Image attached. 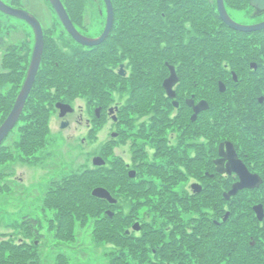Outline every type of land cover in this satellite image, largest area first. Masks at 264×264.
I'll list each match as a JSON object with an SVG mask.
<instances>
[{
  "label": "flooded vegetation",
  "instance_id": "af4514ba",
  "mask_svg": "<svg viewBox=\"0 0 264 264\" xmlns=\"http://www.w3.org/2000/svg\"><path fill=\"white\" fill-rule=\"evenodd\" d=\"M3 1L12 8H21L15 1L13 4ZM102 1L105 2V0ZM111 2L114 13L113 28L109 37L101 45L82 46L63 25L69 36L77 44L86 48L85 51L89 55L95 50L99 51L102 62L100 69L96 70L97 63L88 55V61L84 65L88 87L93 94L90 104L81 106L79 109L73 106L74 112L68 113L65 118L60 117V110L56 104L55 106L62 123L69 121V126L71 125L69 116L74 117L79 112L77 119L79 124H83L86 119L87 126L93 129L97 124L107 122H111L112 126L117 128L118 131L113 130L109 134V142L105 149L110 153L117 144H122L129 146L132 152V162H127L122 157L120 162H115L123 163L122 169L127 171L129 176V179L121 182V187L127 185L134 189L146 184L154 187L157 185L154 181L145 179L141 182L134 181L138 177L137 168L140 164L143 167L154 166L157 169H162L159 164L167 169L168 164L172 167L175 192L171 190V183L164 189H168L166 192H169V196L173 193L174 199L167 200L162 205L166 206L163 209L168 215L166 222H171L173 226L162 230L158 237L147 229V225H151L148 219L142 222L137 221L132 226L133 231L128 229L126 232V235L135 243V246L132 245L135 248L134 259L139 260V264H264V232L238 235L231 232L232 227H236L238 223L249 229L250 225L255 226L259 222L264 229V220L259 221L255 211V207L264 206V29L249 32L234 28L222 19L219 0H164L163 4L167 8L162 12L163 17H167V13L172 12L180 14L186 28L183 31L168 32L169 37L176 39V47L169 46L168 53H165L167 57L163 61V69L159 71L163 79L160 87L163 90L164 100L153 97L149 104L154 105L153 110L149 112L142 110L143 106L134 99V93L140 87L139 84L130 89L133 92L130 99L128 98L125 102L119 101L115 105L111 104L112 102L98 88L97 76L100 75V80L105 83L104 87L101 86L104 90L115 85H122L121 89L126 90L128 86H125V89L122 82H128L129 77L137 75L140 60L145 54L151 56L153 53L151 40L153 37L159 39L158 35L152 34L150 27V6L147 9L141 8V14L137 15L140 17L137 20L126 21L128 16L134 17L132 6L127 9L130 4L122 8L114 5L112 0ZM105 4L106 25L109 14L107 3ZM223 4L230 18L239 25L252 27L264 22V10L254 6L252 0H223ZM99 11L100 14L103 13L102 8ZM55 14L58 16L57 12ZM38 18L41 21L40 17ZM72 21L81 34L93 39L101 36L105 31L104 29L100 35L92 37L81 29L73 18ZM196 21H200V24H196ZM201 22H203L202 25ZM127 28L134 35L130 37L128 47L123 45L125 37L122 38ZM32 30L35 39L32 50L34 53L37 39L34 28ZM207 34L219 36L220 44L217 46L214 59L204 62L201 46L189 47L187 44L196 38L198 41L201 36L206 37ZM17 35L18 32L15 34L18 39ZM110 35L114 36L113 39ZM186 41L187 44H185ZM109 42H113V47ZM13 45L15 44L10 43L6 36L0 35V48L4 52L1 55L0 74L4 73V78L10 76L7 69L17 65L11 56L13 53L11 49L17 47ZM8 57L11 58L8 59ZM29 57L28 69L32 63L33 54ZM21 58L25 62V57ZM25 63L27 65V62ZM204 65L210 67L205 68ZM151 68L153 72L152 63ZM174 69L176 79L169 82L166 89L164 82L172 76ZM27 75L26 72L21 89L17 95L15 94L16 97L22 91ZM35 86L30 95L35 90ZM155 86L154 82L148 86L152 96L156 94ZM13 98L11 91L3 99L12 101L9 104L10 112L14 109L18 97L14 102ZM58 102L68 103L64 100ZM160 102L164 103L159 105ZM206 105L208 107L204 108ZM7 106H0V117L6 113ZM27 106L28 102L21 116L27 110ZM148 114H153V121L148 123L144 118H140L138 122L141 128L133 131L134 134H132V136H141L144 144L138 145L137 140L133 139L128 145V130L134 129L133 123L137 121L135 116ZM165 114L169 128L163 130L160 129V117ZM120 125L127 128H119ZM148 146L154 149L152 154L154 159H151ZM99 157L104 159L103 155ZM163 158H170V161L161 163ZM139 159L142 161H138ZM143 159L146 160L143 161ZM146 161H148L147 164ZM232 161H236L235 165L231 164ZM106 164L99 165L97 168L105 167ZM239 168L247 169L251 175L261 177L263 182L258 187L239 188L236 194L226 198V195L233 192L234 186L242 179ZM114 171L115 166L110 172L115 173ZM133 171L136 175L131 177ZM139 190L142 191L144 188ZM146 191H149V188H146ZM110 193L117 199V202L112 203L111 206L118 210L121 206L117 196L119 193ZM204 208L207 212L201 211ZM112 212L114 213L111 218L115 220L118 214L113 209ZM216 212L219 214V219ZM103 218L104 216L101 215V220ZM34 219L28 220L26 225L28 230L25 231L36 238L33 242L21 238L17 244L21 247L20 252H24L18 256L22 264H32L36 260V255L43 253L41 252L44 245L41 238L43 234L39 231V223ZM117 220L115 225L119 227L116 224ZM167 235L168 240L165 237ZM11 258L4 260L5 264H11Z\"/></svg>",
  "mask_w": 264,
  "mask_h": 264
},
{
  "label": "rangeland",
  "instance_id": "374dc122",
  "mask_svg": "<svg viewBox=\"0 0 264 264\" xmlns=\"http://www.w3.org/2000/svg\"><path fill=\"white\" fill-rule=\"evenodd\" d=\"M5 1L11 4H13V1L16 2V0ZM22 2L23 4L27 3L33 10H37L36 12L40 16L42 26L45 28V50L48 57L45 55L42 60V72L45 71L48 64L54 62V59L51 60L49 58L50 55L56 52V49H62L70 55L74 54L77 50L83 51L86 49L77 44L69 36L60 18L56 16L55 10L47 0H22ZM79 3L80 5L84 3L83 8H81L82 12L77 10L79 9V5L76 2L74 6L78 8H73L75 13L80 12L81 20L79 26L85 32L92 35V37L100 35L106 26L107 14L105 2L102 0H79ZM100 8L103 10L102 14H100ZM17 32L18 39L15 37ZM0 35L6 36L10 43L15 44L13 47L17 46L15 49H11L13 50L11 56L17 65L14 68L7 69L10 72V76L5 77L4 81H0V100L6 98L8 92L12 91L14 102L26 75L29 65L28 59L30 58L29 55L32 56L33 54L32 50L35 39L33 37V30L26 21L9 17L1 12ZM0 53L1 65V55L4 54L1 48ZM22 56L25 57L27 65L21 58ZM10 58L8 57V59ZM134 78L135 76H131L128 82H122L124 88L128 86L127 89L125 88L126 90L121 89L122 85H115V88L112 87L105 90L101 86L98 88L112 102L111 104L115 105L119 101L125 102L133 95L130 89H133L138 83L136 82L138 80ZM85 81L87 82L88 80L85 79ZM51 90L55 91V88H51ZM51 90L46 89L45 95H52L51 100L53 101H48L41 105V107L43 105L47 107L49 111V132L45 136L44 141H42L43 143L39 144L43 145L35 151V154L31 155H26L22 150L21 140L23 132L21 129L27 127L29 124L27 118L32 113V107L28 105L14 132L8 136L4 141V145L0 148V264H5L4 260L10 257H12L11 260L13 261V254L15 252H19L15 255L24 254L23 251L17 250V248H20L17 244L21 238L22 240L28 239L31 242L36 238L25 231L28 230L26 227L29 222L28 220H33L34 218L39 223V231L43 234L41 238H43L42 243L44 245L43 251H41L43 252L42 255L39 254L38 256L37 254V257L35 256L36 260L32 264H61V259L62 264H139V260L134 259L135 243L125 238L126 232L128 229L133 231L132 226L137 221L142 222L147 221V219L151 222V225H147V229H150L158 237L162 230H166L168 226H173L171 222H166L168 215L163 210L166 206L162 205L165 201L174 199V194L172 193L169 196V192H166L168 189H164L166 185L171 183V190L175 192L172 167L168 164L166 166L170 169L168 170L164 168L165 166L159 164L162 169H157L154 166L147 168L140 164L139 168H137L138 177L134 181L141 182L145 179L154 181L157 185L154 187L151 184H146L145 186L134 187V189H131L127 185L121 187V182L129 179V176L128 172L122 169L123 163L115 162H120L121 157L127 160V162H132V152L129 146H123L122 144H117L110 153L105 149V146L109 142V134L111 131L117 130V128L112 126L111 122H107L99 123L93 129L87 126L86 119L83 124H79L77 122L79 112H77V115H74V117L69 116L71 125L61 129L62 119L59 117L55 106L58 100H56L54 92L49 93ZM92 97L93 94L90 87H88L87 93L77 92L73 97L64 98V100L79 109L81 106L85 107L86 104H90ZM98 97H100L99 94ZM4 102H7L8 106L12 103L8 99ZM150 106H143L142 110L151 112L154 105L151 108ZM140 118H144L150 123L154 117L153 114L135 116V120H137L133 123L135 127L132 131L128 130V145H130L133 139L137 140L138 145L144 144L141 136H132L134 134L133 131H138L141 128L138 122ZM160 119V129L166 130L169 128L167 115L165 114ZM119 128L127 127L120 125ZM147 148L151 151V159H154L152 155L154 151L153 147L148 146ZM100 155H103L104 160L108 162L105 167L97 168L93 160L96 156L99 157ZM167 160L170 161V158H163L161 163ZM138 161L142 160L139 159ZM122 162L124 161L122 160ZM114 166L115 173L110 172ZM90 172L95 174L97 180V182L91 185V189L103 186L114 194L119 193L117 196L120 199L121 206L118 210L113 207L111 210H115L118 214L115 216V220L118 219L116 224L120 227L117 228L114 219L113 225L107 221L103 222L101 220V213H99L88 215L87 218L89 219L87 221L85 219L86 216L73 215V231L67 229V226L64 231H58L63 213L61 210L48 205L49 193L55 195L56 192H61L59 190L65 184L64 182L68 179L71 180L73 176L82 178L81 184L85 187L83 176ZM185 185L187 186L186 183ZM140 188H144V190L141 191L139 190ZM146 188H149V191L145 192ZM103 208L104 206L101 205L99 211ZM201 211L207 212V209L204 208ZM216 213L217 219H219V214L218 212ZM102 215L107 216L106 210ZM112 227L114 232L109 235L110 238L102 240L98 238L102 236L101 231L103 229ZM165 237L166 240L169 239L168 235ZM133 244L134 246H132ZM19 263L22 264L20 260L15 264Z\"/></svg>",
  "mask_w": 264,
  "mask_h": 264
},
{
  "label": "trees",
  "instance_id": "16d2710c",
  "mask_svg": "<svg viewBox=\"0 0 264 264\" xmlns=\"http://www.w3.org/2000/svg\"><path fill=\"white\" fill-rule=\"evenodd\" d=\"M48 1V0H47ZM63 4H65L66 9L69 13V15L72 16V18L75 20L77 24H80V12L81 8H83L84 3H79V0H62ZM114 2V5L120 6L122 8L127 9L132 6V13H134V17L128 16L127 20L135 19L137 20L139 16L138 13L141 14V8L144 9L149 8L150 6V23L152 28V34L158 35L159 39L153 37V40H151L150 45L153 46V53L151 56H147L146 54L143 56V58L140 60V63L138 65V73L135 76V80L137 79V84L140 85L139 88L135 91V97L134 99L137 100L141 106H147L151 104V100L153 97H157L160 100H164V94L163 90L160 87V84L162 83L163 79L161 78V74L159 71H162L163 67V61L167 57L165 53H168L169 46L175 45L176 39L173 37H169L168 32L173 30L183 31L186 28L185 22H183L181 15L176 14L175 12L167 13V17H163L162 12L167 8L164 4V0H112ZM49 2V1H48ZM77 3L79 6V13H75L73 8H78L74 6V3ZM50 3V2H49ZM16 5L20 6L22 9L29 10L35 17H40L37 14V10H33L31 6H29L27 3L22 2V0H17ZM51 5V4H50ZM141 5V6H140ZM53 7V6H52ZM54 9V8H53ZM84 13V11H83ZM166 18V20H165ZM196 24H200L199 22H195ZM203 22H201V25ZM139 25V24H138ZM138 25L136 27H138ZM129 28H127L123 34V37L125 40L123 41V45L128 47L130 45V37L134 36L132 33L129 32ZM111 36V35H110ZM114 36H111L110 38L113 39ZM197 39V38H196ZM196 39L192 40L191 43L187 44V41L185 44L189 47H196V45L201 46V55H202V61L208 62V60L214 59L215 51L217 50V46L220 44V38L219 36H213V35H206L201 36L198 41ZM223 41V40H222ZM110 43V42H109ZM110 46L113 47V42L110 43ZM46 55V52L44 56ZM89 53L85 50H77L74 54L70 55L66 53L64 50L60 49L54 52L52 55H50L49 59H54L53 63H49L45 69L44 72H42L41 68L39 70V76L36 81L35 90L30 95V99L28 101V105L32 107V113L30 114L29 118H27V121L29 124L27 127L22 128L23 136L21 140V146L22 150L26 155L35 154V151L42 146L43 144L39 145L40 143H43L45 136L49 132L48 129V115L49 111L47 107L43 105L41 107L42 103H46L51 100L52 95H45L46 89L51 90V88H55V91L51 90L49 92L50 94L54 92V95H56V100L62 101L64 98H70L73 97L77 92H86L88 91V82L85 81L86 78V71H84V65L87 63ZM48 57V55H46ZM90 59L92 61H95L96 67L100 69L101 67V55L99 51H94L93 53H90L89 55ZM44 58V57H43ZM151 63L153 64L154 71L152 72ZM205 66V65H204ZM210 66H205V68H208ZM4 74V73H3ZM2 73L0 81H4V75ZM98 77V84L99 86L104 87L105 83H103L100 80V75ZM155 83V91L156 94H151V91L149 90L148 86L150 83ZM98 86V87H99ZM87 90V91H86ZM62 99V100H61ZM32 101L34 102L32 104ZM65 101V100H64ZM164 102H160L159 105L163 104ZM0 106H7V102H4V100H0ZM11 107L7 106L6 113L4 116L0 117V126L5 122V119L10 112ZM24 115V114H23ZM26 119V118H25ZM1 148V147H0ZM83 180L85 183V187L83 184H81L82 178L79 176L74 177L70 180H66L63 184L62 188L59 190L61 192H56L55 195L48 196V205L53 208H57L62 211V217L61 218V224L58 228V231L62 232L67 226V229L73 231V215H81L86 216L85 219L87 221L88 215H96L101 213V215L105 212V210H111L112 206L108 205L107 202L103 199H98L94 195H92V190L90 187L94 182H97L95 174L93 172L86 173L85 176H83ZM107 180V179H106ZM90 184V185H89ZM107 185V184H106ZM89 186V187H88ZM98 187V186H97ZM101 205L104 206L102 210ZM108 206V208H106ZM106 208V209H105ZM84 212H82V211ZM103 222L107 221L110 222L113 225L114 220L109 216H104L102 219ZM264 226V224H263ZM120 227V226H119ZM115 228V227H114ZM118 228V227H117ZM260 228V229H259ZM261 232H264V229L261 228V223L257 222L254 225H250L249 229H246L244 226H242L241 223H238L236 227H232L231 232L232 234H243V233H251V234H259ZM113 227L112 228H106L101 231L100 237H98L100 240L104 238H110V234L113 233ZM113 235V234H112ZM125 238L130 241V237L127 235ZM17 246V245H16ZM20 247V246H18ZM20 248H17V250L20 251ZM19 252H15L12 264H15L19 258L18 254ZM61 259V264H62ZM20 264V263H19Z\"/></svg>",
  "mask_w": 264,
  "mask_h": 264
},
{
  "label": "water",
  "instance_id": "95a60500",
  "mask_svg": "<svg viewBox=\"0 0 264 264\" xmlns=\"http://www.w3.org/2000/svg\"><path fill=\"white\" fill-rule=\"evenodd\" d=\"M51 5L54 6L55 11L57 12L58 16H60L64 26L67 28L70 35L73 36L77 40L78 43H80L82 46H90L94 47L96 45H101L105 42V40L109 37L112 28H113V4L111 0H105L107 3L108 8V19L106 23V28L104 33L97 37V38H90L85 36L84 34H81L77 27L74 25L71 16L68 14L65 5L63 4L62 0H49ZM252 4L256 7H258L260 10H264V0H252ZM219 6L221 9V16L222 19L225 20V22L230 23L234 28L244 31H254V30H263L264 29V22L260 25H254L252 27L250 26H244L237 24L234 20H232L227 14L226 9H224L223 0H219ZM0 10L5 12L8 15L18 17L22 20H26L32 28H34L35 35H36V45L34 48L33 57L31 60V65L27 72V79L24 83V87L22 91L17 96V101L14 105V109L11 111V113L7 116L6 121L3 123V125L0 127V146L4 143L3 141L7 138V136L12 132V130L15 128V126L18 124V121L20 120V116L22 115L24 111V107L28 101V98L30 97V93L32 92L34 88L35 81L38 76L39 69L42 64V58L44 54V47H45V39H44V29L42 28V24L38 20L37 17H34L29 13L27 10L17 9L15 7L8 6L3 0H0ZM176 79V71L175 69L172 71V76L165 80L164 87L166 89L168 86V83L171 81H175ZM207 104V103H206ZM205 105V104H204ZM57 108L60 110V117L65 118V116L68 113L74 112V108L65 102H58L56 104ZM208 105H206L204 108H207ZM69 121H63L61 125V129L67 128L69 126ZM94 164L96 166H102L106 164V161L102 157H97L94 160ZM236 161H232V165H235ZM239 171H241V181L237 183L234 186V191L230 192L226 195V198H230V196L236 194V191H238L239 188L242 187H258L263 182V179L259 176L251 175L247 169L239 168ZM136 175V172L133 171L131 174V177H134ZM92 195H94L98 199H104L107 200L110 204L116 203L117 199L114 198L113 194H111L108 189H106L103 186L97 187L92 191ZM255 211L258 215V220H264V206L259 205L255 207ZM113 213L111 211H107V214L110 217H113Z\"/></svg>",
  "mask_w": 264,
  "mask_h": 264
}]
</instances>
